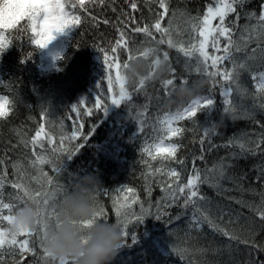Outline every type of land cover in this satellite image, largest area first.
Instances as JSON below:
<instances>
[{
    "label": "trees",
    "instance_id": "1",
    "mask_svg": "<svg viewBox=\"0 0 264 264\" xmlns=\"http://www.w3.org/2000/svg\"><path fill=\"white\" fill-rule=\"evenodd\" d=\"M209 3L210 0H169L174 41L177 43L188 41L190 18L202 16ZM262 3L264 0H244L243 5L238 8L240 19L238 26L233 29L235 40L240 42L244 26L256 23L254 18L249 19L245 14L249 12L259 14ZM88 9V12L76 10L77 14L83 17L81 25L66 27L61 32L62 47L57 50L53 63L50 61L49 50L54 38L43 48L33 44L32 33L26 28L28 23L26 19L21 21L16 29L5 30V36L11 43L0 52V96L8 97L14 107L7 119L0 120V157L6 158L7 179L14 181L23 173L24 182L29 183L32 176L38 175L36 169L29 165L33 159L31 148H25L19 141L21 138L30 139L39 124L45 122L42 112L47 113L46 128L55 136L57 144L62 134H71L75 120L76 124H83L81 131L87 136V141L82 137L72 141L73 148L77 143L83 146L71 158H68L67 153L48 151L47 154L55 164L60 165L61 171L59 173L52 171V164L43 166L44 171L54 176L59 183L71 187L75 175L94 174L100 182L96 196L99 190V203L106 208L109 222L116 221L112 198L130 195L120 191L123 188L134 189L138 197L137 203L129 210L130 213L139 215L141 204L145 209L151 208L152 215L146 216L142 222L133 221L129 224L128 231L135 233V241L133 242L132 236L129 235L119 247L111 264H190V261L192 264H252L253 261L258 264L264 260V254L257 253L243 244L231 242V246L228 247L230 243L228 238L206 224L200 228L191 227L194 209L191 205L184 206L183 197L177 203L162 200L166 195L162 186L171 182L169 177L158 174L145 178V173L149 171L145 164L147 160L152 169L175 168L181 173L182 182H186L188 176L194 175L192 161L193 158H197L196 166L201 171V177L209 181L198 185L200 195L206 199L199 201L197 207L208 212L218 224L234 231L241 239L249 241L254 239L256 244L264 247V221H261L252 210L261 205L264 198V180L257 179L261 168H264V155L258 152L256 155L233 156L231 153H239L238 146L234 143L228 144V147L223 146L229 140L255 141L257 136L264 132V128H261V123H264V112L259 110L255 112L256 120L261 123H254L244 115L245 109H252L254 104L260 102L259 98L253 99L255 82L247 72L241 73L239 91H236V85H233L234 92L231 97L238 109L236 118L225 121L217 131L209 133L203 148L200 139L209 119L200 114L195 120L180 122L186 131L182 137L173 140L181 145L177 159L185 160L184 165L174 160L161 161L159 158L153 161L142 152V149L157 141L162 135L157 118L166 112L183 108L189 101L183 106L162 107L166 96L160 91V81H151L147 82L145 88L138 94H133L131 102L119 106L111 104L112 93L107 91V73L103 53L99 49H109L115 42L119 37V29L124 28L127 14L131 10L126 0H106L103 6L89 5ZM138 9L131 14L135 16V21L140 26L152 23L156 18L155 13L160 11L157 4H149L146 0H139ZM92 17H96L100 22H95ZM104 19L109 23L104 24ZM167 19L162 22L164 26H167ZM233 19L235 16L230 14L229 23ZM155 35L159 40V34ZM191 35L194 36L195 33ZM127 38L133 54L143 51L150 45H156L143 34L129 31ZM256 46L255 42L251 43L248 52L235 53V59L244 62L246 55H250L251 49ZM159 49L161 52H169L170 63L176 69L178 78L188 77L189 82L208 78L190 71L195 67L194 58H185L182 53L177 52L175 48H169L167 44L159 45ZM119 55L121 61L126 58V52L123 50ZM248 63L254 71L264 69L259 60ZM224 66L231 67V63L226 61ZM167 78H171V73ZM177 84L179 85V79ZM135 85L136 83L128 87L132 90ZM219 87L217 85L214 92L217 101L215 110L209 114L213 120H219L223 113V97L219 94ZM209 91L210 80L200 95H207ZM98 95L108 103L106 112L94 107ZM81 98L85 100V105L81 106L85 111L76 117L70 108ZM146 104L148 109L145 116H141L136 122L124 119L126 106L144 111ZM88 108L92 109L91 115L87 114ZM140 120L144 122L143 131ZM52 147L53 145L45 141L46 150ZM200 156L204 157L203 160L198 159ZM13 163L17 165L16 168L12 167ZM221 163L226 168L224 179H220L218 175ZM214 166L217 171H210ZM217 180L219 186H216ZM31 186L37 187L34 181L31 182ZM14 196L10 184H6L5 201L13 199ZM237 200L241 203H237ZM156 214L161 218L156 219ZM4 227L7 228V223ZM173 248L187 249L185 258L173 252ZM205 249L207 251H200ZM217 249L219 251H216ZM41 255L42 251L37 245L36 255L27 256L26 264H40ZM5 257L4 264H16L20 259L19 256L14 257L7 251Z\"/></svg>",
    "mask_w": 264,
    "mask_h": 264
},
{
    "label": "snow or ice",
    "instance_id": "2",
    "mask_svg": "<svg viewBox=\"0 0 264 264\" xmlns=\"http://www.w3.org/2000/svg\"><path fill=\"white\" fill-rule=\"evenodd\" d=\"M138 2L139 0H126L131 12L127 14L128 18L124 22V28L119 29V37L109 49H99L103 53V63L107 73V91L112 93L110 96L111 104L117 106L127 104L133 100L134 93L138 94L145 88V80L141 79L130 90L128 87L129 84L123 75V70L127 68L134 57L143 56L149 51H157L154 47H146L143 51L133 54L132 49L129 47V39L127 38L129 31L135 34H143L150 42L154 41L159 45L167 44L169 48H175L177 52L182 53L185 58H194L195 67L190 69V71L210 78L209 94L199 95L190 100L183 108H177L173 112H166L157 118L162 135L159 136L157 141L146 145L142 149V152L147 157L153 161L158 158L161 161L174 160L176 163L184 165L186 163L185 160L177 159V152L181 145L173 140V138L182 137L186 131L180 122L195 120L200 114L205 115L206 119H211L212 116L209 114L214 112L217 103L214 96L217 85L220 86L219 94L223 97V112L230 111L235 119L238 109L231 97L234 92L233 85H236V91H239V80L242 72H247L255 82L253 99L259 98L260 100L258 104L253 105L252 109L244 110L245 118L251 119L254 123H261L256 120L255 112L257 110L264 112V70L254 71L248 61L259 60L261 66L264 67V3L260 5L259 14L256 12L245 14L249 19L254 18L256 23L243 27L240 42L233 38V29L238 26L240 19L238 8L243 5L244 0H210L207 10L202 16L197 15L190 18L188 41L177 43L172 37L173 25L172 19L169 16V0H146L149 4H157L160 11L155 13L156 18L152 23H145L143 26H140L135 21V16L131 14L139 10ZM105 3L106 0H0V52H3L11 43V40L5 36V30L16 29L17 25L25 19L28 22L26 28L32 33L31 42L43 48L54 38L53 34L55 32H62L66 27H78L82 24L83 17L77 14V9L88 12L89 5L103 6ZM230 14L235 16V19L231 23L228 21ZM172 15H175L174 11ZM165 18H168L167 26H164L162 23L165 21ZM92 19L97 23L100 22L96 17H92ZM213 21L217 22L213 23ZM103 23L108 24L109 21L104 19ZM191 33H195V35L193 36ZM155 34H159V40L156 39ZM253 42L257 46L251 49L250 55H246L244 62H238L235 59V53H247L248 46ZM121 50L126 52V58L123 61H121L119 55ZM109 52L111 55H109ZM257 53H259V56H257ZM30 56L31 53H29ZM160 57L167 62L171 73V78L160 81V91L165 96H170L178 86L177 79H179L180 85L189 83V78H178L176 76V69L170 63L168 51L161 52L159 49L157 59ZM226 61L231 63V67L224 66ZM82 105H85L83 98L78 103L71 105L70 110L76 117H79L81 112L85 111L81 107ZM94 107L106 112L108 103H105L98 95L95 99ZM147 109L148 105L146 104L144 111H140V115L145 116ZM13 110V102L6 96H0V120L7 119ZM86 111L88 115L92 114L91 108L86 109ZM41 115L45 117V122L39 124L35 134L28 140L21 138L19 141L25 148H31L33 159L30 160L29 165L36 169L38 175L32 176L29 183L24 182L23 173L18 175L16 180L9 181L7 179L8 167L6 158L0 157V264H4L5 262L6 251L14 257H20L16 261V264H26L27 256L36 255L37 245L39 246V250L42 253L44 252L47 232L54 226L59 201L65 193L72 190L70 185L59 183L54 176L44 171L43 166L48 164L53 165L52 171L57 173L61 171L60 165L55 164L47 153L48 151L52 153H67L68 158H71L83 146L77 143L75 148H73L71 147L72 141H76L81 137L87 141V136L81 131L83 124H76L74 120L71 134H62L57 144L55 136L46 128L47 113L42 112ZM139 123L141 131H143V120H140ZM94 128L92 131H94ZM261 128H264V123H261ZM208 137L209 131L205 128L200 139L202 148ZM45 141L49 145H53V147L46 150ZM233 143L240 150L239 153H231L233 156L256 155L258 152L264 155V147H262L264 146V132L260 133L255 141L229 140L223 146L228 147V144ZM203 158V156H200L198 159L203 160ZM196 159L193 158L192 161V172L194 175L188 176L186 182H182L181 173L175 168H169L167 170L163 167L152 169L151 164L147 160H145V164L149 171L145 173V178L147 179L148 176H156L158 174H164L169 177L171 182L162 186V190L166 193L165 197H162V200L177 203L183 197L184 206L191 205L194 209L192 221L190 222L191 227L200 228L206 224L212 230L228 238L230 242L228 247L231 246V242H236L237 244H243L245 247L253 249L257 253L264 254V247L256 244L254 239L252 241L241 239L234 231H230L226 227L218 224L208 212L197 207L199 201L206 199L200 195L198 185L208 183L209 181L207 178L201 177V171L196 166ZM12 167L16 168L17 165L13 163ZM210 171L215 172L217 169L214 166ZM225 172V165L221 163L218 172L220 179L225 178ZM257 179L264 180V168H261L260 175L257 176ZM32 181L37 185L36 188L31 186ZM6 184H10L14 191L15 196L13 199L15 202H13V199L7 202L5 201L4 189ZM216 186H219V180H217ZM120 191L130 195H125L123 198L119 196L113 197L112 209L116 217V222L121 227L124 240L126 241V238L131 235L134 242L135 233L128 231L129 224L133 223V221L136 223L142 222L146 216L152 215L151 208L145 209L143 204H141V213L139 215L134 212L130 213L129 210L138 201L135 190L132 188H123ZM33 197L38 200V230L21 229L16 232H10L8 228L4 227V224H10L16 208ZM99 198L100 192L97 190V196L95 197L97 203H93L92 205L94 208L93 216L90 220L81 222L85 232L96 221L109 222L108 212L103 204L99 203ZM236 202L241 203L239 200ZM245 206L252 207L251 205ZM252 210L261 221H264V198H262L261 205H257ZM157 212L159 213V209ZM160 218L161 216L156 214V219ZM172 250L181 258H185V253L188 251L187 249L177 248H173ZM200 251L205 252L207 250ZM216 251H219V249ZM59 264H74V260L63 259L59 261ZM190 264H192L191 261ZM252 264H257V262L253 261ZM258 264H264V260L259 261Z\"/></svg>",
    "mask_w": 264,
    "mask_h": 264
},
{
    "label": "clouds",
    "instance_id": "3",
    "mask_svg": "<svg viewBox=\"0 0 264 264\" xmlns=\"http://www.w3.org/2000/svg\"><path fill=\"white\" fill-rule=\"evenodd\" d=\"M153 47L157 49L156 52L149 51L143 56L134 57L123 70L129 85L141 79H144L145 83L167 79L170 73L169 65L162 57L157 59L159 44L149 46ZM209 80L210 78L195 79L178 85L170 96L165 97L162 107L183 106L199 96L209 84ZM140 117L138 108L133 110V106H126L125 120L136 122ZM233 119L230 111L223 112L219 120L209 119L205 128L209 133L215 132L225 121ZM99 184L98 178L92 173L75 175L72 190L65 193L59 201L54 226L47 232L45 249L39 257L40 264H59L63 259H72L74 264H111L119 247L124 243L121 227L116 221H96L85 232L81 225L82 221L90 220L93 216L92 205ZM37 213L38 200L33 197L16 208L7 228L10 232L21 229L37 231Z\"/></svg>",
    "mask_w": 264,
    "mask_h": 264
},
{
    "label": "rangeland",
    "instance_id": "4",
    "mask_svg": "<svg viewBox=\"0 0 264 264\" xmlns=\"http://www.w3.org/2000/svg\"><path fill=\"white\" fill-rule=\"evenodd\" d=\"M217 21H213V23H216ZM60 34L61 32H55L53 35L54 36V40L52 42V46L51 49L49 50V54H50V61L53 63L56 59L57 53H58V49L62 47V42H61V38H60ZM264 70V69H263Z\"/></svg>",
    "mask_w": 264,
    "mask_h": 264
},
{
    "label": "water",
    "instance_id": "5",
    "mask_svg": "<svg viewBox=\"0 0 264 264\" xmlns=\"http://www.w3.org/2000/svg\"><path fill=\"white\" fill-rule=\"evenodd\" d=\"M191 176V175H190Z\"/></svg>",
    "mask_w": 264,
    "mask_h": 264
}]
</instances>
